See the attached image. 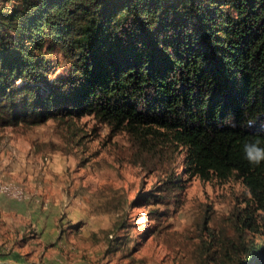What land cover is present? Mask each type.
Instances as JSON below:
<instances>
[{"label":"trees","instance_id":"16d2710c","mask_svg":"<svg viewBox=\"0 0 264 264\" xmlns=\"http://www.w3.org/2000/svg\"><path fill=\"white\" fill-rule=\"evenodd\" d=\"M58 52L67 68L53 76ZM84 114L181 145L191 174L237 173L264 213V163L241 151L264 141V0L0 2V125ZM233 246L219 264H264L263 239Z\"/></svg>","mask_w":264,"mask_h":264},{"label":"rangeland","instance_id":"374dc122","mask_svg":"<svg viewBox=\"0 0 264 264\" xmlns=\"http://www.w3.org/2000/svg\"><path fill=\"white\" fill-rule=\"evenodd\" d=\"M56 57L53 76L67 68ZM156 141L92 114L0 125V264H219L241 239L264 241L237 173L191 174L181 145Z\"/></svg>","mask_w":264,"mask_h":264},{"label":"clouds","instance_id":"9594fccd","mask_svg":"<svg viewBox=\"0 0 264 264\" xmlns=\"http://www.w3.org/2000/svg\"><path fill=\"white\" fill-rule=\"evenodd\" d=\"M232 127H236V123L232 122ZM244 127L252 128L254 127V123L252 121H248L243 124ZM241 151L243 154V158L250 164L254 166L261 165L264 163V141L255 136L251 139H246L241 144Z\"/></svg>","mask_w":264,"mask_h":264}]
</instances>
